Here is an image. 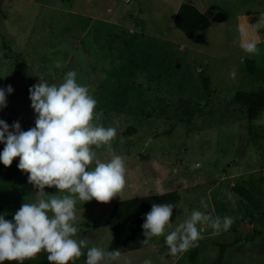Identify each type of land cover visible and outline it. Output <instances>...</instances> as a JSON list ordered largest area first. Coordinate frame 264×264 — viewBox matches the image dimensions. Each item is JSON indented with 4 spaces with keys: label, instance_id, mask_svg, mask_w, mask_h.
Returning a JSON list of instances; mask_svg holds the SVG:
<instances>
[{
    "label": "rangeland",
    "instance_id": "374dc122",
    "mask_svg": "<svg viewBox=\"0 0 264 264\" xmlns=\"http://www.w3.org/2000/svg\"><path fill=\"white\" fill-rule=\"evenodd\" d=\"M180 2L196 6L210 26L184 36L172 23ZM261 13L264 0H0V88L13 89L0 120L9 131L17 121L23 131L35 127L28 89L39 78L59 85L74 70L102 113L96 123L116 128L112 149L126 158L127 186L120 197L77 203L75 238L88 246L73 264H85L88 247L107 250L111 230L105 219L114 202L170 190L179 199L165 235L100 264H264V106L250 121L251 138L244 109L230 101L237 90L264 86V29L248 32L258 38V54L241 48L238 31L246 18L256 24ZM244 59L254 62L253 73ZM93 149L109 158L105 146ZM35 193L28 180L23 189L0 182V211L14 216L23 203L35 201ZM193 209L233 217L234 223L219 232L199 224L198 246L170 255L165 237Z\"/></svg>",
    "mask_w": 264,
    "mask_h": 264
},
{
    "label": "clouds",
    "instance_id": "9594fccd",
    "mask_svg": "<svg viewBox=\"0 0 264 264\" xmlns=\"http://www.w3.org/2000/svg\"><path fill=\"white\" fill-rule=\"evenodd\" d=\"M250 29L254 33L264 29V13L256 24L249 25L246 18L238 27L241 48L249 54H258L255 36L248 37ZM61 66L56 61L55 67ZM235 76L233 70L230 77ZM76 77V71H68L59 85L39 78L28 89L31 108L36 114L35 127L23 131L17 121L9 131L10 126L0 120V143L5 145L0 152V163L9 167L19 157L18 169L28 174V182L36 189L35 201L23 203L12 220L0 214V264L5 261L23 264L42 251L47 253L48 264H72L85 254L83 249L88 246L86 239L75 238L80 232L77 203L93 199L108 203L120 197L127 186L126 158L116 154L111 144L117 130L96 123L102 116L95 111L97 101L89 87L79 84ZM12 92L11 85L0 88V109L7 106L6 96ZM93 146L97 149L105 146L109 158L102 160ZM45 187H55L58 192L48 194ZM173 208L172 203L152 204L144 216L141 243L147 245L151 238L165 235L172 225ZM233 223V217L221 219L193 209L188 219L167 233L169 254L176 256L197 247L202 239L199 224H208L219 232L227 231ZM120 257L119 249L106 251L92 246L87 248L85 264H100L106 258ZM144 264L152 262L145 260Z\"/></svg>",
    "mask_w": 264,
    "mask_h": 264
},
{
    "label": "trees",
    "instance_id": "16d2710c",
    "mask_svg": "<svg viewBox=\"0 0 264 264\" xmlns=\"http://www.w3.org/2000/svg\"><path fill=\"white\" fill-rule=\"evenodd\" d=\"M173 25L186 37H192L197 32L210 26L208 18L190 2H180L172 17ZM245 70L248 73L255 71V64L250 59H244ZM200 85L203 90L207 89V78L203 72L198 71ZM262 75V74H260ZM263 76V75H262ZM264 83V77L262 79ZM230 101L244 109V118L247 121L246 132L248 137H253L254 127L250 123L262 110L264 106V86L255 91L237 90L232 95ZM172 124L168 127L166 134H169ZM133 130V129H129ZM4 144L0 143V152L4 149ZM19 157L13 159L11 166L5 167L0 163V182L25 188L28 174L18 169ZM179 199L176 191L170 190L162 193H151L121 199L114 202L106 216L105 223L111 230V236L106 251L119 249L120 252L137 249L145 244L142 224L144 216L151 210L152 204L172 203ZM6 220H12L13 216L4 211H0ZM224 246L220 245L215 262L219 263ZM4 264H16V262L5 261ZM23 264H48L47 253L41 252L34 259L26 260ZM73 264V262H72Z\"/></svg>",
    "mask_w": 264,
    "mask_h": 264
},
{
    "label": "crops",
    "instance_id": "0c3cea01",
    "mask_svg": "<svg viewBox=\"0 0 264 264\" xmlns=\"http://www.w3.org/2000/svg\"><path fill=\"white\" fill-rule=\"evenodd\" d=\"M206 29V28H205ZM204 30V29H203ZM250 38H252V37H250ZM255 38H256V40L258 41V38H257V36L255 35ZM240 45V44H239Z\"/></svg>",
    "mask_w": 264,
    "mask_h": 264
}]
</instances>
